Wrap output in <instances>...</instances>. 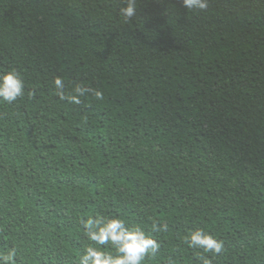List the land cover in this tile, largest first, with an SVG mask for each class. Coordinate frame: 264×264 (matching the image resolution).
Segmentation results:
<instances>
[{
  "label": "trees",
  "instance_id": "1",
  "mask_svg": "<svg viewBox=\"0 0 264 264\" xmlns=\"http://www.w3.org/2000/svg\"><path fill=\"white\" fill-rule=\"evenodd\" d=\"M125 6L0 0V73L25 83L0 102V254L79 264L103 214L159 242L142 264H202L196 229L224 241L211 264H264V0Z\"/></svg>",
  "mask_w": 264,
  "mask_h": 264
},
{
  "label": "clouds",
  "instance_id": "2",
  "mask_svg": "<svg viewBox=\"0 0 264 264\" xmlns=\"http://www.w3.org/2000/svg\"><path fill=\"white\" fill-rule=\"evenodd\" d=\"M181 5L188 10H204L208 0H180ZM137 8V0H126V6L120 9L125 21H130ZM55 95L69 103L80 104V97L90 91L87 87L77 84L74 95H65L64 81L56 77L53 81ZM24 80L16 70L0 73V102L13 103L24 95ZM97 100H103L101 90H92ZM84 233L92 243L85 246L83 254L79 255V264H142L146 257H155L160 249L159 242L147 234L140 226H127L126 221L117 216L96 214L81 220ZM167 224L153 223L156 232L166 231ZM184 243L192 249H201L196 253V259L202 264H211L203 255L211 253L220 255L225 250L223 240L215 238L202 229L190 230L183 238ZM111 249V250H109ZM17 251L10 249L6 254H0V264H15ZM170 264L172 262L170 261Z\"/></svg>",
  "mask_w": 264,
  "mask_h": 264
}]
</instances>
